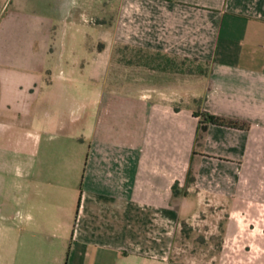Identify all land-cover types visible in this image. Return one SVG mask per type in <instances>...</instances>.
I'll list each match as a JSON object with an SVG mask.
<instances>
[{
	"label": "crops",
	"instance_id": "crops-1",
	"mask_svg": "<svg viewBox=\"0 0 264 264\" xmlns=\"http://www.w3.org/2000/svg\"><path fill=\"white\" fill-rule=\"evenodd\" d=\"M56 2L105 46L34 50L0 13V264H196L184 227L264 200V0Z\"/></svg>",
	"mask_w": 264,
	"mask_h": 264
},
{
	"label": "rangeland",
	"instance_id": "rangeland-1",
	"mask_svg": "<svg viewBox=\"0 0 264 264\" xmlns=\"http://www.w3.org/2000/svg\"><path fill=\"white\" fill-rule=\"evenodd\" d=\"M56 1L58 0H0V13L11 6L26 14L27 32L32 35L34 50L46 47L51 52L64 49L79 52L81 48L76 41L83 40L87 35L92 37L90 45L103 50L104 42H93L95 38L106 35L105 28L101 29L95 24L98 9L84 11L77 4L71 15L63 18L57 11ZM162 61L165 62L161 59ZM130 65L133 66L131 63ZM179 66L180 63L173 67L178 74L182 69ZM211 68L209 63L189 60V77L207 75ZM261 172L260 176L258 174L259 181L264 180V172ZM258 186H251L250 189L253 192L256 189L264 191V185L260 183ZM226 206L236 211L212 216L202 226L197 224L195 227L189 225L183 228L186 240L179 243V259L196 264H264V200L261 198L260 201H243L237 206Z\"/></svg>",
	"mask_w": 264,
	"mask_h": 264
},
{
	"label": "trees",
	"instance_id": "trees-1",
	"mask_svg": "<svg viewBox=\"0 0 264 264\" xmlns=\"http://www.w3.org/2000/svg\"><path fill=\"white\" fill-rule=\"evenodd\" d=\"M162 1L175 2L176 0H162ZM202 115L204 117V120L202 121V123L204 124L205 128L207 124H216V125L228 126V127H233V128H239V129H249V125L245 123L228 120V119L221 118L216 115H212L208 113H203V114L197 113V116H202Z\"/></svg>",
	"mask_w": 264,
	"mask_h": 264
}]
</instances>
